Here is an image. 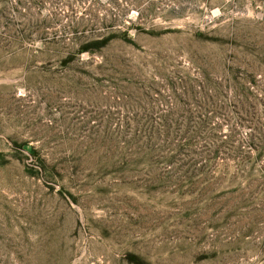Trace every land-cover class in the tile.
I'll use <instances>...</instances> for the list:
<instances>
[{"label":"rangeland","instance_id":"1","mask_svg":"<svg viewBox=\"0 0 264 264\" xmlns=\"http://www.w3.org/2000/svg\"><path fill=\"white\" fill-rule=\"evenodd\" d=\"M0 264H264V0H0Z\"/></svg>","mask_w":264,"mask_h":264},{"label":"trees","instance_id":"2","mask_svg":"<svg viewBox=\"0 0 264 264\" xmlns=\"http://www.w3.org/2000/svg\"><path fill=\"white\" fill-rule=\"evenodd\" d=\"M87 48V47H86Z\"/></svg>","mask_w":264,"mask_h":264}]
</instances>
